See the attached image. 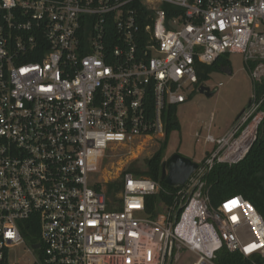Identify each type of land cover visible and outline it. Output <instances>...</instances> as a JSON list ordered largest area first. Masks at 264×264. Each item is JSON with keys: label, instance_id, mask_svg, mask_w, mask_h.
I'll list each match as a JSON object with an SVG mask.
<instances>
[{"label": "built area", "instance_id": "2783aa9c", "mask_svg": "<svg viewBox=\"0 0 264 264\" xmlns=\"http://www.w3.org/2000/svg\"><path fill=\"white\" fill-rule=\"evenodd\" d=\"M227 54L264 79V0H0V264L23 245L28 264H167L181 249L214 264L223 247L264 257L260 214L242 196L211 208L205 181L246 157L264 96L207 138L164 215L146 211L159 183L126 173L109 199L94 178L108 150L164 141V112Z\"/></svg>", "mask_w": 264, "mask_h": 264}, {"label": "rangeland", "instance_id": "374dc122", "mask_svg": "<svg viewBox=\"0 0 264 264\" xmlns=\"http://www.w3.org/2000/svg\"><path fill=\"white\" fill-rule=\"evenodd\" d=\"M223 57L230 66L220 65L219 70L211 74V80L205 83L211 91H215L214 95L207 97L196 92L177 109L180 130L171 131L167 145H164L165 162L172 155L181 154L202 164L214 147L207 142V138L223 136L246 109L249 101L253 100V83L243 56L227 54ZM163 143L160 140L139 138L133 143L116 146L106 152L99 161L94 178L100 182L109 199H113L115 191L111 186L122 182L126 173H133L130 171H145L146 160L152 158ZM33 240L27 239L26 245L31 247ZM26 250L24 245L13 249L10 262L28 264L32 256ZM197 260V255L181 249L174 253L171 263L167 264H193Z\"/></svg>", "mask_w": 264, "mask_h": 264}, {"label": "trees", "instance_id": "16d2710c", "mask_svg": "<svg viewBox=\"0 0 264 264\" xmlns=\"http://www.w3.org/2000/svg\"><path fill=\"white\" fill-rule=\"evenodd\" d=\"M220 65L224 67L230 66L228 60L224 59L223 56L212 65H199V83L205 84L210 81L211 74L214 71H218ZM249 66L254 68L256 64L250 63ZM253 90L258 98L263 97L264 79L253 84ZM177 109L176 106H170L164 112L166 138L162 148L152 158L146 160V170L130 171L136 176L146 177L159 183V193L146 198L147 214L154 218L159 214L167 213L175 205L177 194L181 190V188L170 187L161 181L165 164L164 145H167L171 131L180 130V123L176 116ZM205 181L211 208L217 209L227 200L235 196H242L252 204L264 220V118L258 129L257 140L246 157L236 165L216 164L205 176ZM111 187L115 191L119 190L121 182ZM214 264H264V257L253 255L247 258L240 252H230L223 247L217 252Z\"/></svg>", "mask_w": 264, "mask_h": 264}, {"label": "water", "instance_id": "95a60500", "mask_svg": "<svg viewBox=\"0 0 264 264\" xmlns=\"http://www.w3.org/2000/svg\"><path fill=\"white\" fill-rule=\"evenodd\" d=\"M199 93L207 97H212L215 91H211L207 85L202 84ZM250 104L251 100L247 107H249ZM244 111L245 109L238 117H240ZM199 166V164L195 163L188 157L181 154H174L164 164L161 181L170 187L182 188L189 181L191 176L199 169ZM34 248L38 249L39 245H35Z\"/></svg>", "mask_w": 264, "mask_h": 264}, {"label": "crops", "instance_id": "0c3cea01", "mask_svg": "<svg viewBox=\"0 0 264 264\" xmlns=\"http://www.w3.org/2000/svg\"><path fill=\"white\" fill-rule=\"evenodd\" d=\"M229 74L231 75V72H229ZM226 133V132H225Z\"/></svg>", "mask_w": 264, "mask_h": 264}]
</instances>
